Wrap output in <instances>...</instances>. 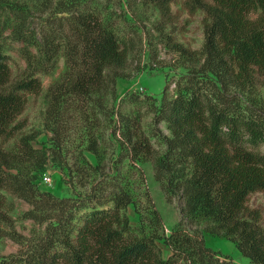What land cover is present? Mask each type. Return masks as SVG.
<instances>
[{"label":"trees","instance_id":"1","mask_svg":"<svg viewBox=\"0 0 264 264\" xmlns=\"http://www.w3.org/2000/svg\"><path fill=\"white\" fill-rule=\"evenodd\" d=\"M152 1L166 15L173 0ZM182 5L189 14L203 13L204 42L200 50L174 42L171 47L197 60L199 54L200 65L179 75L173 93L164 90L158 105L150 94L132 92L117 106L108 98H116L118 75L105 69L122 67L131 43L95 8L84 0H41L40 12L47 10L48 16L36 32L25 27L21 7L12 8L18 20L13 34L37 49L24 50L27 68L17 79L9 55L0 50V199L7 191L32 206V219L56 222L32 248L0 264H238L207 246L203 231L232 241L249 264H264V216L248 204L252 193L264 192V119L228 88L264 85V0H183ZM58 54L64 69L46 94L51 144L59 147L72 129L78 131L79 154L90 151L97 163L83 157L77 182H87L88 171H98L104 176L98 182H105L84 193L77 223L72 210L62 211L64 219L45 216L49 207L56 211L55 200L21 172L30 165L40 170L47 160L31 145V136L19 134L24 127L19 117L27 95L42 89L38 72H47ZM149 113L147 130L143 118ZM160 123L170 136L162 135ZM18 135L14 149L2 147ZM153 137L164 141L161 154ZM110 147L112 156L117 149L111 163L118 171L125 163L131 172L136 163L152 161L166 200L179 203L178 221L168 234L160 233L162 220L152 205L138 210L137 225L130 223L125 210L134 201L120 183L123 178L104 173ZM159 241L170 250L167 257Z\"/></svg>","mask_w":264,"mask_h":264},{"label":"rangeland","instance_id":"2","mask_svg":"<svg viewBox=\"0 0 264 264\" xmlns=\"http://www.w3.org/2000/svg\"><path fill=\"white\" fill-rule=\"evenodd\" d=\"M40 3L41 0H0V50L9 55L13 79L20 78L26 71L24 50L29 49L36 53L37 47L34 43L17 39L13 34L12 28L18 20L12 8L21 7L23 20H26L25 27L28 31L36 32L48 16L47 10L40 12V6H38ZM84 3L95 8L102 19L115 28L120 37L131 43V51L126 63L120 68L105 69L107 74L118 75L116 98L115 100L108 98L109 104L117 106L125 95L140 92L155 97L158 105L164 90L168 95L173 93L174 81L179 75L200 65L199 54L195 55L197 60L171 47L174 42L188 50H200L204 42L203 13L197 11L189 14L182 5L183 0H173L169 5V13L166 15L152 0H84ZM35 39L38 42V37ZM48 66L50 68L47 72H38L42 83L40 93L27 95L25 110L19 117L24 123L19 134L31 136V145L44 151L47 160L40 170H34L30 165L21 169V172L33 176L36 189L55 200L56 211H51L49 207L44 213L45 216L55 214L57 219H64L62 211L66 214L65 211L72 210L76 212L73 222L77 223V219L82 214L81 208L78 207L80 199L84 193L92 191L94 193L95 188H101L105 182L98 181L102 179L104 181V176H100L98 171H88V176L84 178L87 182H77L81 173H78L76 169L83 164V157L94 166L97 158L95 154L87 150H83L82 155L79 154V149L76 147L79 132L75 129L71 130L70 136L59 147L51 144V132L46 127V94L50 84L58 79L64 69L63 56L58 54L56 60ZM228 88L230 92H236L241 102L264 119V85L257 84L249 88L229 85ZM152 117L149 113L143 118V126L147 130L152 127ZM157 127L162 135L170 136V131L164 123L158 124ZM19 136L1 144L2 147L14 149V143ZM152 141L154 148L161 154L164 149L163 139L153 137ZM111 150V147L105 150L104 173L109 176L120 174L123 178L120 183L128 190L134 201V204H130L125 210L130 223L137 225L140 219L138 210L149 209L152 205L159 212L162 220L160 233L168 234L178 221L179 203L176 200L173 202L166 200L160 181L156 178L152 161L142 160L136 163L137 168L131 172L128 171V165L125 163L118 171L117 167L111 163L117 154V149L114 156L110 154ZM261 150L264 152V146ZM13 172L16 171L13 170ZM1 194L3 198L0 201L4 204L0 207V262L4 258L19 254L20 250L32 248L46 234L47 225L51 221L53 224L56 222L55 218L32 219L29 213L32 206L27 201L7 191H2ZM106 195L107 192L104 193V196ZM62 200L66 201L60 202ZM248 204L252 208L260 209L264 216V192L252 193ZM203 236L207 246L222 255L232 257L238 264H249L248 258L242 256L229 239L211 236L205 231ZM158 244L163 257H167L171 253L168 247L161 241Z\"/></svg>","mask_w":264,"mask_h":264}]
</instances>
